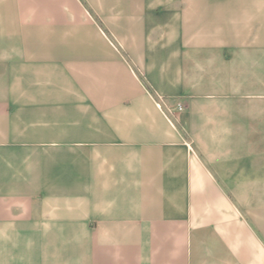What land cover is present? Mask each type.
Listing matches in <instances>:
<instances>
[{
	"label": "crops",
	"instance_id": "0c3cea01",
	"mask_svg": "<svg viewBox=\"0 0 264 264\" xmlns=\"http://www.w3.org/2000/svg\"><path fill=\"white\" fill-rule=\"evenodd\" d=\"M0 264H264V0H0Z\"/></svg>",
	"mask_w": 264,
	"mask_h": 264
},
{
	"label": "built area",
	"instance_id": "2783aa9c",
	"mask_svg": "<svg viewBox=\"0 0 264 264\" xmlns=\"http://www.w3.org/2000/svg\"><path fill=\"white\" fill-rule=\"evenodd\" d=\"M182 109H183V105L181 103H177V106L175 107L176 113L181 111ZM173 110H172V108H169V107H167L165 110L169 119H170V116L174 115Z\"/></svg>",
	"mask_w": 264,
	"mask_h": 264
},
{
	"label": "rangeland",
	"instance_id": "374dc122",
	"mask_svg": "<svg viewBox=\"0 0 264 264\" xmlns=\"http://www.w3.org/2000/svg\"><path fill=\"white\" fill-rule=\"evenodd\" d=\"M164 109V108H163ZM166 110V109H165ZM172 110H173V108H172ZM166 112V111H165ZM173 112L175 113V114H177L176 112H175V110H173Z\"/></svg>",
	"mask_w": 264,
	"mask_h": 264
}]
</instances>
